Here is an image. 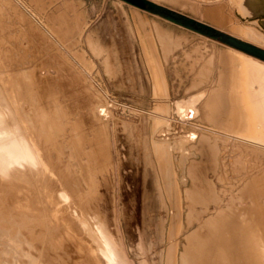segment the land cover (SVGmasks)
<instances>
[{
  "label": "bare ground",
  "instance_id": "1",
  "mask_svg": "<svg viewBox=\"0 0 264 264\" xmlns=\"http://www.w3.org/2000/svg\"><path fill=\"white\" fill-rule=\"evenodd\" d=\"M24 1L26 3L22 0H0L1 10L10 23L18 21L25 24L27 42L33 52L40 51L38 60L42 59L31 67L37 60L34 56L31 63L18 69L19 73L0 78L9 110L0 108V123H4L0 126V264H121L122 256L116 245L111 243L113 227L105 218L104 208L101 209L96 202L98 194H94L99 189L96 192V187L93 188L96 181L88 172V167L110 169L113 161L111 142L118 163L114 123L119 118L114 112L120 108L107 99L111 98L107 91L104 90L105 96L99 92L68 56L101 86L93 76L94 63L90 58L87 63L79 54L87 57L80 45L89 23L80 27L79 4L75 0H64L52 11H47L52 0ZM157 1L167 2L227 29L243 42L264 47V0ZM134 9L131 11L135 12ZM137 14L140 17L141 14ZM150 33L156 36L159 28L153 25ZM139 37L145 50V54L142 51V61L147 63L154 81L152 95H164L162 101L165 102L161 110L150 111L163 119L147 116L154 124L164 126L159 127L157 133L160 147L153 157L157 168L170 174L174 152L179 155V164H176L179 171L183 170L187 158L195 156L187 148L196 143L201 132L192 129L178 137H170L176 132L167 119L172 121L176 118L182 124L197 126L194 120L200 113L202 125L198 127L210 131L204 132L208 138L200 140L209 151L206 153L211 165L209 170H216L220 150L217 139L225 145L231 143L237 155L240 154L238 157L244 161L242 163L237 157L233 169L241 163L246 167L250 164L253 166L252 174H257L253 181L237 191L236 200L229 201V206L222 207L218 198L213 202V215L206 220H196L195 232L199 237L196 238L192 232L185 237V241L190 240L192 252L187 250L184 264H264V61L231 47L214 48L209 59L213 62L200 69L199 80L189 85L188 91L194 93L172 102L167 95L164 68L151 53L155 39ZM166 39L169 38L161 36L162 41ZM88 42L92 44L93 40L86 37ZM28 73H31L30 79L27 78ZM96 76L100 78L98 72ZM66 78L71 90L76 85L85 96L87 102L82 107L72 106L74 94L70 95L63 88ZM205 79L212 81L206 93L201 91ZM62 105L67 106L69 121L74 122V126H70L72 132L84 139L88 149L85 162L75 160L73 150L62 145L63 128L68 123V116L61 115ZM12 119L14 123H11ZM170 176V184H173ZM181 181L187 184L185 178ZM204 185L213 190L210 181L204 180ZM247 201L252 205L242 207ZM174 209L170 207V210ZM54 236L61 240L66 237L68 248L61 250V245H57L59 242H52ZM174 252L169 264H176ZM74 254H79V257L74 258Z\"/></svg>",
  "mask_w": 264,
  "mask_h": 264
},
{
  "label": "rangeland",
  "instance_id": "2",
  "mask_svg": "<svg viewBox=\"0 0 264 264\" xmlns=\"http://www.w3.org/2000/svg\"><path fill=\"white\" fill-rule=\"evenodd\" d=\"M22 1L26 3V1ZM63 1L52 0V3L48 4L47 11H52ZM75 2L79 4L77 9L80 11V27L89 23L82 45H80V49L86 52L88 58L83 56V53L79 54L84 61L87 62V59L90 58L94 63L93 76L101 86L89 77L70 55L65 53L93 83L94 87L104 96V90L107 91L111 97L107 99L120 108L119 111L114 112L115 116L119 118V121L114 123L118 163L114 157L115 151L113 142H111L113 161L110 169L104 166L101 168L88 167L90 177L96 181L93 188L99 189L98 193L94 194L95 196L98 194L95 197L96 202H99L101 209L104 208L102 211L105 212V218L110 227H113L111 243L116 245L115 247L122 256L121 264H169V260L173 258L174 249L176 264H184L183 257L187 250L192 252L189 245L190 240L185 241L184 239L191 232L195 236L197 235L195 232L198 226L196 220L200 218L206 220L213 215L215 209L213 202L218 198L222 207L229 206V201L236 200L235 198L239 194L237 191L253 181L257 174H252V165L249 164L246 167L245 164H242L244 161L241 156L238 157L240 154L237 155L236 149H233L231 143L225 145L217 139L216 142L219 144L220 150L217 153L216 170L215 172L209 170L211 165L208 163L206 154L209 151L200 140L204 137L208 138L205 134L210 131L198 127V125H202L200 113L199 118L194 120L197 126H191L188 123L182 124L176 118L172 121L167 119L172 122V130L176 132L170 137H178L192 129L201 132L196 143L187 148L189 153L192 152L195 156L187 158L183 170L179 171L176 165L179 164V155L174 152L171 164L173 171H169L171 176L157 168L153 157L155 151L160 147V137L157 136L159 127L164 128V126L154 124L147 119V116L163 119L150 111L161 110L165 102L162 101L164 95H152L154 94V81L149 73L147 63L142 61L145 50L141 46L139 36L144 40L155 39L151 53L164 68L167 95L172 102L185 99L194 93L188 91L189 85L194 80H199L200 69L213 62L209 59L214 48L225 49L231 46L219 37L216 39L207 37L210 40H204L202 35L144 9V3L153 4L173 14L206 25L216 32L228 34L227 36L238 40L241 39L232 35L227 29L217 27L189 12L177 9L167 2H156V0H75ZM18 6L21 7L19 4ZM202 6L204 5H200V7ZM131 9L136 11H131ZM22 10L44 30L27 11L23 8ZM137 13L141 14L140 17ZM153 25L159 28V33L156 36L150 33ZM25 28L23 22L10 23L0 7V78L7 77L12 73H19L18 69L27 66L35 57L37 60L31 67L42 60L41 58L38 60L40 51L33 52V48L27 42ZM161 36L169 39L162 41ZM86 37H89V40L92 39L93 43H86ZM257 47L264 50V47ZM147 51L150 52V50ZM86 66L91 69L90 64ZM96 72L99 73L101 80L96 76ZM27 76L30 79L31 73H28ZM211 82L210 79L203 80L201 91L206 93L211 88ZM63 88L70 95L74 94L73 107L78 108L86 104L85 96L78 86L74 85V89L71 90L68 78L63 80ZM93 93L95 94V92ZM97 99L99 100V98ZM201 103H199V107ZM6 106L0 87V108L8 110ZM60 108L61 115L68 116L66 118L68 123L64 125V128L62 127V145L73 150L72 155L76 158L75 160L85 162L88 149L85 147L84 139L72 132L70 126H74L72 124L74 122L69 121L67 106L62 105ZM1 116L0 119H2ZM14 121L12 119L11 123ZM3 124L1 122L0 126ZM109 131L112 137L111 128ZM221 144L224 145L221 146ZM233 152H235L234 155ZM237 157L241 159L242 163L233 169ZM168 169L170 170L169 166ZM169 176L172 178L173 184H170ZM183 178L187 180V184L181 181ZM204 180L211 182L213 190H208L205 187ZM239 180L240 182H238ZM234 193L236 194L234 195ZM249 203L247 201L242 207H250L252 202ZM235 206L238 207V203ZM170 207L175 209L170 210ZM205 208L206 212H204ZM190 220H195V222L189 223ZM194 235L193 238L196 240L199 234L196 238ZM62 238L64 240L56 236L51 239L53 243H60L56 244L61 245V250L68 248L67 238ZM196 248L197 246L193 249ZM168 250L171 252H167ZM77 257L79 254H74V258Z\"/></svg>",
  "mask_w": 264,
  "mask_h": 264
},
{
  "label": "trees",
  "instance_id": "3",
  "mask_svg": "<svg viewBox=\"0 0 264 264\" xmlns=\"http://www.w3.org/2000/svg\"><path fill=\"white\" fill-rule=\"evenodd\" d=\"M144 9H147L148 11H150L151 13H154L156 15H159L160 17L173 22L179 26H182L186 29H189L197 34H200L202 36L211 38V39H216L218 32H216L215 30H213L212 28L200 24L198 22H195L191 19H188L186 17L177 15V14H173L169 11L163 10L162 8L155 6L153 4H149V3H144ZM211 32H214V35H211Z\"/></svg>",
  "mask_w": 264,
  "mask_h": 264
},
{
  "label": "water",
  "instance_id": "4",
  "mask_svg": "<svg viewBox=\"0 0 264 264\" xmlns=\"http://www.w3.org/2000/svg\"><path fill=\"white\" fill-rule=\"evenodd\" d=\"M211 35H214V32H211ZM217 36L229 46L264 61V50L221 32H218Z\"/></svg>",
  "mask_w": 264,
  "mask_h": 264
}]
</instances>
